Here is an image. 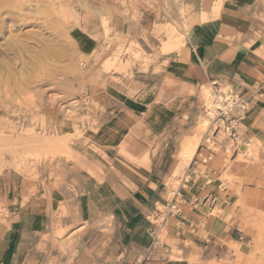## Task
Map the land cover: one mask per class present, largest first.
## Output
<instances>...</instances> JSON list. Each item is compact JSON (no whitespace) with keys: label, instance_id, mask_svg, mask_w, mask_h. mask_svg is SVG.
Masks as SVG:
<instances>
[{"label":"crops","instance_id":"crops-1","mask_svg":"<svg viewBox=\"0 0 264 264\" xmlns=\"http://www.w3.org/2000/svg\"><path fill=\"white\" fill-rule=\"evenodd\" d=\"M167 4L170 10L160 14L159 23L150 15L141 23L117 24L109 39L113 49L134 42V50L149 62L136 61L125 71H91L96 83L86 88L100 104L98 128L84 133L72 157L28 160L22 164L26 170L0 173V264H71L72 251L89 258L91 250L95 264H206L229 251L226 243L235 239L227 220L232 192L220 190L217 178L212 190L204 179L180 188L188 222L201 234L173 225L169 244L150 253L148 231L151 215L169 200L170 178L198 164L205 130L204 118L198 120L203 87L213 90L216 81L243 94L251 106L244 136H261L264 0ZM113 24L103 18L100 28ZM155 24L173 25L167 38L182 36L181 45L167 52L157 48L166 36ZM77 40L90 68L107 52L104 35L78 33ZM122 144L136 156L143 154L145 167L120 171ZM60 233L71 242L61 245Z\"/></svg>","mask_w":264,"mask_h":264},{"label":"rangeland","instance_id":"rangeland-1","mask_svg":"<svg viewBox=\"0 0 264 264\" xmlns=\"http://www.w3.org/2000/svg\"><path fill=\"white\" fill-rule=\"evenodd\" d=\"M169 10L167 0H0V173L4 169L21 171L28 160L39 163L63 155L71 158L84 133L98 128L100 104L86 88L96 83L91 71H125L136 61L149 62V57L134 50L138 47L134 42L126 49H113L112 33H116L117 24L141 23L150 15L159 23L160 14ZM103 18H112L113 26L102 30ZM170 27L175 28L171 24L154 26L166 36L159 38L157 48L162 52L176 49L183 39L172 34L168 40ZM78 33L111 38L106 54L92 68L84 64ZM259 81L264 90V77ZM231 88L222 85L221 95L230 94ZM200 96L198 120L204 118L205 130L200 134L198 164L170 178L169 199L171 192L189 188L201 179L212 190L217 178L220 190L228 187L232 192L227 220L235 239L226 243L229 251L206 264H264V127L261 136H244L243 123L251 110L245 98L244 118L237 135L230 137L225 124L213 123L208 114L212 89L203 87ZM124 145L118 151L119 170L130 173L133 165L145 167L143 154L136 156ZM185 206L184 219H168L162 234L165 244H169V227L173 225L188 234H201L188 222ZM157 210L166 211L165 206ZM103 228L107 233V224ZM59 236L61 245L71 242L68 236ZM89 252V258H80L72 251L71 264H95L94 250Z\"/></svg>","mask_w":264,"mask_h":264},{"label":"built area","instance_id":"built-area-1","mask_svg":"<svg viewBox=\"0 0 264 264\" xmlns=\"http://www.w3.org/2000/svg\"><path fill=\"white\" fill-rule=\"evenodd\" d=\"M213 98L212 105L207 108L208 114L211 116L213 123L220 121L225 124V131L231 137L237 135V128L245 115L246 103L245 98L234 88L230 89V94L221 95V84L216 81L212 82ZM215 107V108H214ZM226 122V123H225ZM184 196L180 193V188L177 191L171 192V198L165 204V212L157 210L151 215L152 228L148 231L152 239L149 247L150 253L157 248L165 246V241L162 234L166 228L169 218L184 219Z\"/></svg>","mask_w":264,"mask_h":264},{"label":"bare ground","instance_id":"bare-ground-1","mask_svg":"<svg viewBox=\"0 0 264 264\" xmlns=\"http://www.w3.org/2000/svg\"><path fill=\"white\" fill-rule=\"evenodd\" d=\"M205 120H206V119H205ZM203 124L205 125V121H203ZM202 128H203V127H202ZM196 129H197V128H196ZM192 145H193V144H192ZM195 146H196V145H195ZM195 146H194V147H195ZM192 147H193V146H192ZM196 147H197V146H196ZM190 151H191V149H190ZM190 155H191V154H190ZM261 255H262V254H261Z\"/></svg>","mask_w":264,"mask_h":264}]
</instances>
